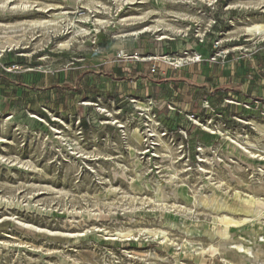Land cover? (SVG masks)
Segmentation results:
<instances>
[{"label":"rangeland","instance_id":"1","mask_svg":"<svg viewBox=\"0 0 264 264\" xmlns=\"http://www.w3.org/2000/svg\"><path fill=\"white\" fill-rule=\"evenodd\" d=\"M254 25L264 26V0H0V264H222L207 238L172 227L185 215L191 227L211 222L172 191L242 199L244 184L264 181V36L244 42L260 62L249 102L205 105L172 123L110 91L131 80L105 56L134 58L110 50L172 34H209L224 56L221 39ZM229 139L254 154L255 170L226 158ZM157 181L165 206L154 200Z\"/></svg>","mask_w":264,"mask_h":264},{"label":"crops","instance_id":"2","mask_svg":"<svg viewBox=\"0 0 264 264\" xmlns=\"http://www.w3.org/2000/svg\"><path fill=\"white\" fill-rule=\"evenodd\" d=\"M247 29L246 32L226 34L221 39L224 56L215 61L210 60L213 37L209 34H172L160 39L136 40L130 46L117 43L110 51L134 55V58L117 61V53L105 57H113L116 63L109 62V67L118 65L121 71L127 72L120 77L124 75L131 81L125 87L128 90L122 88L125 83L122 79L116 85L117 92L111 88L110 91L119 93V98H132L142 107L151 103L161 112L159 120L168 119L169 123L175 122L178 114H194L205 105L220 109L222 102H249L246 91L249 83H253L249 75L258 69L260 62L258 54L249 55L242 51L250 49V44H244L245 41L261 38L264 34H250ZM183 54L188 55V59L182 67L174 68L168 62L182 58ZM194 54L200 56L199 62L190 61ZM161 57L165 59L161 60ZM152 65L155 66L153 74L150 73ZM113 71L110 70L111 75ZM257 94V89H250V97ZM258 95H264V91Z\"/></svg>","mask_w":264,"mask_h":264},{"label":"bare ground","instance_id":"3","mask_svg":"<svg viewBox=\"0 0 264 264\" xmlns=\"http://www.w3.org/2000/svg\"><path fill=\"white\" fill-rule=\"evenodd\" d=\"M247 31L254 34H264V26L254 25L251 28H248ZM12 43L15 42L13 40H6L4 42V44L9 45ZM209 132L214 134V132L211 130H209ZM131 136L135 142L139 143L140 145L142 142H140V140L142 139L139 130H133L131 132ZM228 142L229 151L223 152L226 155V158H231L230 156H234L235 159L244 163L252 171L257 168V163L255 161L256 157H254V154L251 155L248 151H246L245 148L241 147V144L239 145L230 139ZM170 157H172V155ZM166 158L168 157L166 156ZM133 166H135V164ZM241 169L242 167L236 163L234 166V171L237 172ZM175 170L176 169H174L172 173H169L171 175L169 181H167V184L170 186L174 184L175 179L177 178ZM257 171H259L261 175H264V172L261 170L257 169ZM233 173L234 172L230 171L229 175L233 176ZM244 187L246 188L244 190H247V194L245 195V198L242 199H240L239 192H235L231 199H228L226 196L222 195L221 191H219L217 194L215 191H213V189L211 190L210 195L196 192L194 196L192 195V197L189 198L185 195V185H181L179 191H172L174 198H176V196H180L185 199L186 202L192 204L195 209L201 208L203 212L205 211L209 213L211 215V222L210 224L198 222L196 227H191L187 224L188 217L185 215L184 217H177L175 220H173L172 227H175L184 233L189 241L192 238L195 239V237L207 238V240L211 243L210 246H215V249L218 252L220 261L217 262H221L222 264H264V181H253L252 183L244 184ZM208 188H210V186H207V189ZM134 189L137 190V188ZM153 194L156 203L162 204V206L167 204V194L165 193L164 183L157 181ZM179 212L181 213V211ZM239 212H245L248 213V215L239 217ZM153 234H155V232H153ZM165 236H163L164 239L167 237ZM208 253L209 249L206 251L202 250L200 252L201 258L203 259V257Z\"/></svg>","mask_w":264,"mask_h":264},{"label":"built area","instance_id":"4","mask_svg":"<svg viewBox=\"0 0 264 264\" xmlns=\"http://www.w3.org/2000/svg\"><path fill=\"white\" fill-rule=\"evenodd\" d=\"M219 47H220V42L216 40L215 43H214V45H213V52L214 53H213L212 58L210 59L211 61H215L218 57H220L222 55L223 52L218 51V48ZM187 59H188V57L185 60H187ZM190 61H192V62H199L200 61V56L194 54L192 57H190ZM183 64H184L183 61L182 62H180V61H174V62H172V65H174L176 67H180ZM150 72L151 73H154L155 72V66H152L151 67ZM261 110H262L261 113L264 116V106L262 107ZM188 119L191 120V121L195 120V118H194L193 115H191Z\"/></svg>","mask_w":264,"mask_h":264}]
</instances>
